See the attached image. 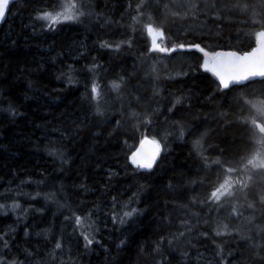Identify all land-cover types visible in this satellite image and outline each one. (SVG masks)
Here are the masks:
<instances>
[{
  "label": "trees",
  "instance_id": "trees-1",
  "mask_svg": "<svg viewBox=\"0 0 264 264\" xmlns=\"http://www.w3.org/2000/svg\"><path fill=\"white\" fill-rule=\"evenodd\" d=\"M72 2L13 0L0 19V264H264V169L210 198L260 147L264 78L224 88L206 69L258 43L264 0H74L77 20L38 18ZM148 24L175 50H153ZM146 137L150 170L131 159Z\"/></svg>",
  "mask_w": 264,
  "mask_h": 264
},
{
  "label": "snow or ice",
  "instance_id": "snow-or-ice-1",
  "mask_svg": "<svg viewBox=\"0 0 264 264\" xmlns=\"http://www.w3.org/2000/svg\"><path fill=\"white\" fill-rule=\"evenodd\" d=\"M10 3V0H0V19H3V17L5 16V12L6 9L8 8V5ZM144 3V0H141V5H138L137 7H141L142 4ZM80 15H83V13L77 12L75 10V3L74 0L72 3L69 4H65L62 6V9L60 11H57L55 13L53 12H44L43 14H41L38 18L42 19V20H47L50 22V24H55V23H59L61 21H71V20H77L79 18ZM135 19V18H134ZM147 31L149 34L155 33L156 36L158 37H163V32L162 31H158L157 29H155L151 24L145 25ZM261 37H264V32H260L258 34ZM179 48H183L184 45H179ZM195 47H199V45H195ZM153 50H159L161 52H168V51H174L175 48L169 49V48H162L159 47V45H157L156 43V39L155 37L153 38ZM207 55V54H206ZM215 55H219V54H215ZM235 55V54H232ZM252 54H248L246 56H242V57H238L237 59L239 61H249L250 57ZM207 63V62H206ZM241 71L238 72L233 79L236 80L237 82L239 81H243V80H247L249 78V76H256V75H260V76H264V61H261V66H260V70H254L250 67H248V65L246 64H240L238 66ZM219 75V73H218ZM221 83L224 85L225 88L228 87V83L224 81L223 77H221ZM114 88H119V84L114 83L113 84ZM93 92L96 93L97 89L95 86H93ZM176 103H180V99L178 98ZM257 111L260 115H264V103H262L260 106L257 107ZM253 123L255 124V121H253ZM259 131L261 133H264V126H259ZM262 143H264V141H261ZM153 143H155L153 141ZM199 143V142H197ZM160 151V147L159 144H156V149L155 152L152 154L151 157L148 158H144L141 160H137L135 159V156L133 157V163L137 165V167L142 168V169H151L153 167V164L155 162V158L156 156L159 154ZM216 163H219V161H216ZM248 165H252L253 168H258V169H264V159H260V153L257 152L251 159H249L247 161ZM228 172H233L235 171V169L233 168H228L227 169ZM250 179V177H249ZM236 183H241V181H236ZM244 187H247L246 184L243 185ZM231 187L232 184L229 182V180H225L224 183H222L216 190H214L211 193L210 198H214L216 201H219L221 196L224 195H228L231 196L233 195L232 191H231ZM262 201H264V197H261ZM251 207V205H249ZM134 213H136L135 209H132L130 211H126L123 213V217H121L120 222L123 223L124 222V217H132L134 215ZM76 223L77 224H81V218L77 217L76 218ZM225 229L227 228V226H224ZM190 230V229H189ZM221 232H217V235H220ZM180 236H183L184 233L181 232L179 233ZM178 238V237H177ZM163 239V238H162ZM85 240L87 242L88 245H91L93 243V239L89 238V236L85 235ZM169 244L172 243V241H168ZM61 245L58 243L56 245L57 248H59Z\"/></svg>",
  "mask_w": 264,
  "mask_h": 264
},
{
  "label": "water",
  "instance_id": "water-1",
  "mask_svg": "<svg viewBox=\"0 0 264 264\" xmlns=\"http://www.w3.org/2000/svg\"><path fill=\"white\" fill-rule=\"evenodd\" d=\"M13 0H10V3L8 5V8L6 9L5 16L3 17L2 22H4L8 16V11L10 8V5ZM219 55H214L209 62L206 64L207 71L219 82L221 83V77H223L224 81L228 83V87L230 88L236 84H242L245 83L248 80H255V79H263L264 76L256 75V76H249L247 80L239 81L233 79V77L241 71V69L238 67L240 64H246L248 67L254 69V70H260L261 61H264V37H259L258 43L251 49L246 51H240L237 49H225L217 53ZM235 54V55H232ZM248 54H252L249 61H239L237 58L246 56ZM219 73V75H218ZM221 85L224 87V85L221 83ZM225 88V87H224ZM257 126H264V123L260 120L256 121ZM153 141L155 143H153ZM156 144H158L154 139L150 137L144 138L137 149L132 154V162L133 157L135 156V159L141 160L144 158L151 157L152 154L155 152ZM160 147V146H159ZM160 156L159 154L155 158V162L153 164V167L157 164ZM151 168V169H152ZM150 170V169H146Z\"/></svg>",
  "mask_w": 264,
  "mask_h": 264
},
{
  "label": "rangeland",
  "instance_id": "rangeland-1",
  "mask_svg": "<svg viewBox=\"0 0 264 264\" xmlns=\"http://www.w3.org/2000/svg\"><path fill=\"white\" fill-rule=\"evenodd\" d=\"M151 37H152V45H153V38L155 37V39H156V43H157V45H159V47H162V45H161V37H158V36H156L155 35V33H152L151 34ZM163 48V47H162ZM210 60V59H209ZM209 60L207 61V63L209 62ZM262 104V103H261ZM260 104V105H261ZM260 105H257V107L258 106H260ZM258 116H259V119H256V120H260V121H262L263 123H264V115H260L259 113H258ZM261 141H264V133H262L261 135H260V138H259V142H260V147H259V149L256 151V153L257 152H259L260 153V159H264V151H263V145H264V143H262ZM255 153V154H256ZM254 154V155H255ZM253 157V156H252ZM251 168H253L252 167V165H248V164H246V165H244L243 166V168H242V171H241V174H238V172H236V171H233V172H230V174L228 175V177H227V179L226 180H229V182L232 184V187L236 184V181H246V179L248 178V175H247V173H248V169H251ZM235 173H236V175H235ZM224 183V182H223ZM231 187V188H232ZM222 197V196H221ZM220 197V198H221Z\"/></svg>",
  "mask_w": 264,
  "mask_h": 264
},
{
  "label": "bare ground",
  "instance_id": "bare-ground-1",
  "mask_svg": "<svg viewBox=\"0 0 264 264\" xmlns=\"http://www.w3.org/2000/svg\"><path fill=\"white\" fill-rule=\"evenodd\" d=\"M83 7H84V6H83ZM86 8H87V7H85V9H86ZM80 9H81V8H79V10H80ZM82 9H83V8H82ZM85 9H83V10H85ZM87 10H88V9H87ZM81 11H82V10H81ZM71 66H72V65H71ZM70 68H71V67H70ZM61 69H63V68H61ZM64 70H65V69H64ZM63 72L66 73L65 71H63ZM61 73H62V72H61ZM61 73H60V74H61ZM60 74H59V75H60ZM61 75H63V73H62ZM64 75H65V74H64ZM66 76H67V75H66ZM64 78H65V77H64ZM12 184H13V183H12ZM13 185H14V184H13ZM20 185H21V184H20ZM16 186H17V185H16ZM25 186H26V185H25ZM7 187H8V186H7ZM17 187H18V186H17ZM27 187H28V186H27ZM27 187H26V188H27ZM9 188H10V187H9ZM13 188H14V186H13ZM13 188H12V189H13ZM3 189H4V187H3ZM20 189H22V188H20ZM0 190L2 191V189H0ZM26 190L28 191V189H26ZM5 191H6V190H5ZM29 191H30V190H29ZM29 191H28V192H29ZM32 191H33V190H32ZM6 192H8V191H6ZM9 192L12 193V191H9ZM14 192H16V191H14ZM14 192H13V193H14ZM19 192H20V194H22V193H21V190H19ZM22 192H23V191H22ZM24 192H25V191H24ZM24 192H23V193H24ZM16 193H17V192H16ZM8 195H10V194H8ZM15 195H16V194H15ZM17 195H18V194H17ZM17 195H16V196H17ZM24 195H26V193H24ZM27 195H29V194H27ZM2 196H3V195H2ZM26 197H27V196H26ZM5 199H6V198H5ZM10 201H11V200H10ZM12 201H13V200H12ZM14 201H15V200H14ZM7 202H9V201L7 200ZM16 202H18V201L16 200ZM11 203H12V202H11ZM14 203H15V202H14ZM14 203H12V205H13ZM2 204H4V203H2ZM4 205H5V204H4ZM6 205H7V203H6ZM9 205H10V204H9ZM2 206H3V205H2ZM16 206H17V205L12 206V207H13V210H14V207L17 208V207L19 206V203H18V206H17V207H16ZM4 207H5V206H4ZM1 213H3V212L1 211ZM82 223L85 224L84 222H82ZM82 223H81V225L83 226ZM183 225H184V224H183ZM181 226H182V225H181ZM181 226H180V227H181ZM187 227H188V226H187ZM190 227H191V226H190ZM75 228H76V227H75ZM79 228H80V231H81V227H80V226H79ZM82 228H83V227H82ZM184 228H185V226H184ZM193 228H194V227H193ZM182 229H183V226H182ZM186 229H187V228H186ZM190 229H191V228H190ZM198 229H199V228H198ZM76 230H77V229H76ZM184 230H185V229H184ZM192 230H193V229H192ZM74 231H75V230H74ZM74 231H73V232H74ZM78 231H79V229H78ZM80 231L78 232L79 235H80ZM187 231H188V229H187ZM76 232H77V231H76ZM184 232H186V231H184ZM81 233H82V231H81ZM86 234H87V233H86ZM186 234H187V232H186ZM72 236H73V235H72ZM81 236H82V235H81ZM70 237H71V236H70ZM73 237H74V236H73ZM74 238H75V237H74ZM83 238H84V237H83ZM70 240H71V239H70ZM76 240H77V239H76ZM78 240H79V239H78ZM83 240H84V239H83ZM66 242H67V241H66ZM63 243H64V242H63ZM74 243H75V242H74ZM61 244H62V243H61ZM61 244H60V245H61ZM67 244H68V243H67ZM84 245H85V244H84ZM63 246H64V245H62V247H63ZM68 246H69V244H68ZM72 247H73V246H72ZM63 248H64V247H63ZM67 248H68V247H67ZM71 249H72V248H71ZM54 251H55V249H54ZM57 251H58V250H57ZM65 251H66V249H65ZM68 252H69V251H68ZM72 252H73V251H72ZM57 253H58V252H56V254H57ZM61 253H62V252H61ZM56 254H55V255H56ZM64 254H65V253H64ZM64 254H63V255H64ZM71 255H72V254H71ZM67 256H68V255H67ZM56 257H57V255H56ZM61 257H62V256H61ZM54 258H55V257H54ZM58 258H59V257H58ZM68 258H69V257H68ZM65 259H66V258H65ZM52 260H53V259H52ZM62 260H63V259H62ZM49 261H50V260H49ZM57 261H58V260H57ZM52 262H54V261H52Z\"/></svg>",
  "mask_w": 264,
  "mask_h": 264
}]
</instances>
